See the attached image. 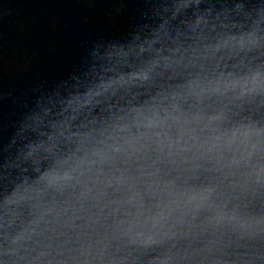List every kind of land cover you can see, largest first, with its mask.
Instances as JSON below:
<instances>
[{
	"label": "clouds",
	"instance_id": "obj_1",
	"mask_svg": "<svg viewBox=\"0 0 264 264\" xmlns=\"http://www.w3.org/2000/svg\"><path fill=\"white\" fill-rule=\"evenodd\" d=\"M0 146V264H264V0H147Z\"/></svg>",
	"mask_w": 264,
	"mask_h": 264
},
{
	"label": "water",
	"instance_id": "obj_2",
	"mask_svg": "<svg viewBox=\"0 0 264 264\" xmlns=\"http://www.w3.org/2000/svg\"><path fill=\"white\" fill-rule=\"evenodd\" d=\"M147 0H0V146L42 92L79 74L93 43L125 40Z\"/></svg>",
	"mask_w": 264,
	"mask_h": 264
}]
</instances>
